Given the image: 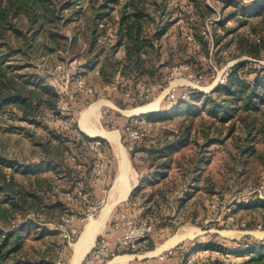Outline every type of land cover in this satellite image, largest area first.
I'll use <instances>...</instances> for the list:
<instances>
[{
	"label": "rangeland",
	"instance_id": "obj_1",
	"mask_svg": "<svg viewBox=\"0 0 264 264\" xmlns=\"http://www.w3.org/2000/svg\"><path fill=\"white\" fill-rule=\"evenodd\" d=\"M26 1L11 10L18 0H0L9 17L17 11L0 27V65L30 86L42 82L56 99L27 111V119L17 107L0 105L2 197L39 193L0 223L4 233L18 229L16 251L5 264L72 263L83 228L102 206L83 220L90 206L81 202V175L68 158L90 145L75 140L96 132L91 123L102 135L119 134L127 150L122 139L129 123L142 134L132 151L178 144L160 182L148 162L135 164L139 186H146L141 195H152V213L142 214L138 197L109 225L122 231L127 221L150 224L139 248L185 235L172 249L177 264H264V10L252 16L264 0H143L153 53L142 54L144 63L125 74L115 32L127 0H108L107 8L103 0ZM254 45L259 57L251 54ZM229 79L233 96L221 91ZM137 108L145 111L128 115ZM71 229L77 236L69 243L63 235Z\"/></svg>",
	"mask_w": 264,
	"mask_h": 264
},
{
	"label": "trees",
	"instance_id": "obj_2",
	"mask_svg": "<svg viewBox=\"0 0 264 264\" xmlns=\"http://www.w3.org/2000/svg\"><path fill=\"white\" fill-rule=\"evenodd\" d=\"M18 1V5L17 3L10 4L11 10H18L16 8L20 3H27L26 0ZM103 1L104 4L102 5V8H107L108 0ZM144 5L145 3L143 0H127L122 5L121 13L116 23L117 28L115 32V40L117 45L124 47V65H122L123 74H125L126 71H137L138 68L144 63L142 61V54H145V56L149 57L153 53L152 41L150 39V36L144 34V21L149 18V15L146 14ZM9 10V7L6 8L0 2V27L1 25H3L5 20L11 18L13 14L17 15V11H14L9 17ZM262 10H264V1L262 5L254 9L252 16L262 14ZM158 36L159 34L154 35V37ZM251 54H253V56L259 57L258 45H254ZM242 66L243 63H240L235 69H239ZM21 78L23 77L19 75H10L6 71V69L4 70L0 65V105H12L17 107L23 112V118L27 119V111L33 110L37 105L46 103L51 105L52 103L50 100L56 99V93L50 87L44 85L42 82L34 83L30 86L27 81H20ZM230 81L231 80L229 79V83L225 87L221 88V91L225 92L227 96L235 95L233 88H235L236 86H231ZM237 86H239L240 88L244 86L247 87L244 82H240L239 85L237 84ZM197 96L201 97L198 93ZM44 97H48V101L43 100ZM212 108V112L213 114H215L217 105L214 104ZM176 148H178V144L168 145L166 143L162 145L159 144L151 146L149 148H141L140 150H134L131 153H145L146 158L144 161L145 163L148 162L146 169L152 170L154 176L157 177L158 181L160 182L167 178L168 172L174 164L172 153L177 151ZM1 165L5 166L4 163L0 162V166ZM52 168L53 167H50L49 170H52ZM54 170H58V168H55ZM5 179V175L1 172L0 169V223L3 222L5 214L7 212L18 210L19 206L22 205L25 198L32 197L34 199L35 196L39 194H36L34 191H30V193L24 194L18 188L19 191L14 196L15 198L13 197L12 199L6 201L5 197L7 196V187L5 184ZM145 189L146 186H138L131 192L128 200L129 204H133L139 197L142 200V208L144 209V212L142 214L144 216L152 213V195L148 197L141 195L145 191ZM159 195H161L162 199L164 198V194L161 191L159 192ZM259 202L264 204V202ZM158 205V202L154 203L155 207H158ZM5 206H9L8 209ZM245 206L248 207L249 205ZM2 229L3 228L0 226V264H5L10 255H12L16 251V244L18 243V229L13 226L12 229H9L8 233H4Z\"/></svg>",
	"mask_w": 264,
	"mask_h": 264
},
{
	"label": "crops",
	"instance_id": "obj_3",
	"mask_svg": "<svg viewBox=\"0 0 264 264\" xmlns=\"http://www.w3.org/2000/svg\"><path fill=\"white\" fill-rule=\"evenodd\" d=\"M125 123L126 120L122 119L121 124L123 125ZM91 126H94L92 130L96 131L94 136L85 134L84 139L80 135H77L79 139L75 141L78 143L83 140L85 142L91 140L89 141L91 142L90 145L87 146L89 148L94 142H98V150L94 152L84 145L85 149L83 151L81 149L77 152H72L71 156L68 157L73 161L70 163V167L73 170L77 168L81 175L82 180L80 182L84 190V196L81 202L85 206L96 205L100 201L102 203L96 218L92 220L94 222L92 226L96 228V232L93 234L94 238L92 237L93 242L91 241V245L89 244L87 247V251L79 264H81L85 256L95 246L97 237L100 234L111 242L114 237L122 233L121 230L113 228L109 223L120 220L117 212L121 207L129 204L128 200L131 192L140 185L141 175L135 169V164L140 163L142 160L144 161L146 158V154L143 152H129L121 143L119 134L117 135L119 136L118 138H109L99 133V129L93 123H91ZM122 154L124 157H122ZM95 164H100L102 170V176L100 178L95 177L92 173V168ZM125 178L127 184L124 180ZM122 182H125V184H122ZM125 188H128V191ZM108 208H111V210ZM105 214L106 217H104ZM86 228L87 226L83 228L79 236V241ZM173 237L171 236L159 243H155L151 249L139 248L133 253H122L119 249L117 256L100 264H177L174 258L176 251H172V249L181 243V240L169 245L168 243Z\"/></svg>",
	"mask_w": 264,
	"mask_h": 264
},
{
	"label": "built area",
	"instance_id": "obj_4",
	"mask_svg": "<svg viewBox=\"0 0 264 264\" xmlns=\"http://www.w3.org/2000/svg\"><path fill=\"white\" fill-rule=\"evenodd\" d=\"M82 92L85 95H91L92 89L82 87ZM133 102H137L136 99H132ZM124 137L123 143L127 144L128 150L132 151L134 146L141 141L142 134H139L137 130L134 129L133 123L127 124L123 129ZM98 142H94L91 146L92 150L96 152L98 150ZM80 167V166H79ZM92 173L95 177L100 178L102 176V170L99 164H95L92 168ZM78 195L81 196V191H83V185L81 182L77 183ZM101 201L96 205H91L83 215V220L91 219L95 216ZM153 228L150 224L146 222H130L127 221L122 225V233L109 242L106 238L101 237L98 239L96 245L89 251L84 259V264H99L103 261H108L116 256L119 249H126L131 252H135L139 249V245L145 242ZM77 236V231L74 229L68 230L64 233L63 237L67 242L70 243L72 239ZM192 260L189 259L187 263L191 264Z\"/></svg>",
	"mask_w": 264,
	"mask_h": 264
},
{
	"label": "bare ground",
	"instance_id": "obj_5",
	"mask_svg": "<svg viewBox=\"0 0 264 264\" xmlns=\"http://www.w3.org/2000/svg\"><path fill=\"white\" fill-rule=\"evenodd\" d=\"M155 104V103H154ZM98 105V104H97ZM94 106V105H93ZM95 106H96V104H95ZM155 106H156V104H155ZM152 107V104H149V106L145 109V110H147V109H150ZM154 107V106H153ZM145 108V107H144ZM144 108H137V109H134V110H132V111H130V112H128V115L129 116H135V115H138V114H140V113H142L143 112V110H144ZM95 109V108H94ZM144 110V111H145ZM88 111V110H87ZM86 111V112H87ZM81 124H82V128L84 129V126H83V124H84V121H82L81 122ZM85 125V124H84ZM86 130V129H85ZM84 131V130H83ZM87 131V130H86ZM93 134H91L92 136H94L95 135V132H92ZM103 135L104 136H107V137H109V138H114V137H119V136H117V133L115 132H113V133H103ZM122 157H124L123 156V154H122ZM124 159V158H123ZM127 159V158H126ZM125 162H127V161H125ZM127 164H128V162H127ZM127 168H129L128 166H127ZM124 173V172H123ZM125 180V182H126V184H127V180H126V178L124 179ZM125 182L123 183L122 182V184H125ZM126 187V186H125ZM127 187H128V185H127ZM128 188H125V190H127ZM128 191V190H127ZM126 192V191H125ZM108 209H110L111 210V208H108ZM103 211H104V209H103ZM109 213V212H108ZM103 214V213H102ZM101 217H103V216H101ZM100 217V218H101ZM104 217H106V214H105V216ZM103 217V218H104ZM97 224H98V222H97ZM85 230V229H84ZM96 232V228L94 227V226H87V228H86V230H85V232H83V234H82V237H81V240L77 243V244H75V249H76V251H75V256H74V258H73V261H72V263L71 264H79V262L81 261V259L83 258V256H84V254H85V252L87 251V247L89 246V244L91 245V241H92V237H93V234ZM185 237V235H176V236H174L173 238H172V240H170L169 241V245H172V244H174L175 242H177V241H180L181 239H183ZM187 237V236H186ZM94 238V237H93ZM93 242V241H92ZM168 245V246H169Z\"/></svg>",
	"mask_w": 264,
	"mask_h": 264
}]
</instances>
